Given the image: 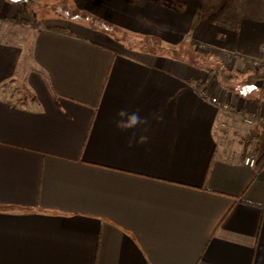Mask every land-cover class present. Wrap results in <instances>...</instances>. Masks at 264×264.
<instances>
[{
    "label": "crops",
    "instance_id": "crops-1",
    "mask_svg": "<svg viewBox=\"0 0 264 264\" xmlns=\"http://www.w3.org/2000/svg\"><path fill=\"white\" fill-rule=\"evenodd\" d=\"M47 1L108 30L29 29L25 69L0 0V264H264V0Z\"/></svg>",
    "mask_w": 264,
    "mask_h": 264
},
{
    "label": "rangeland",
    "instance_id": "rangeland-1",
    "mask_svg": "<svg viewBox=\"0 0 264 264\" xmlns=\"http://www.w3.org/2000/svg\"><path fill=\"white\" fill-rule=\"evenodd\" d=\"M21 5L22 7H24V13H19L18 15H16V17H14V22L18 26L14 41L16 45L22 47L24 50V62H22V66L25 64V69L28 68L27 66L29 65V58L28 60L26 58L28 56L27 49L29 47V42L27 41L28 35L26 34L29 29L31 33V30L41 25L56 24L60 25V27H66L68 26V23L66 22L67 19L78 21L81 24H97L96 19L93 20L90 16L76 10L77 8L67 1L52 2L47 0H27L26 3H21ZM17 23L20 25H18ZM18 29H21V31H19ZM126 38L132 39L134 41L138 40L135 35H128ZM135 43L137 44V42ZM151 44V42H146L144 43V45L142 44V46L148 47ZM191 51H194V49H191ZM196 55L199 54L197 53ZM247 147L249 146L246 144V148Z\"/></svg>",
    "mask_w": 264,
    "mask_h": 264
},
{
    "label": "clouds",
    "instance_id": "clouds-1",
    "mask_svg": "<svg viewBox=\"0 0 264 264\" xmlns=\"http://www.w3.org/2000/svg\"><path fill=\"white\" fill-rule=\"evenodd\" d=\"M8 3L16 4V3H26L27 0H6ZM247 88L258 90L257 85H246ZM139 109L134 112L129 113L126 109H121L117 116L119 119L116 120L115 126L117 129L121 131H128L135 129L137 127L143 126V132H147L150 127V119L148 117H141L139 115ZM159 121L163 120V117L160 116L157 118ZM149 137L147 135H140L138 138L136 133L133 132L129 137V146H132V143L135 141L140 144L147 143Z\"/></svg>",
    "mask_w": 264,
    "mask_h": 264
},
{
    "label": "built area",
    "instance_id": "built-area-1",
    "mask_svg": "<svg viewBox=\"0 0 264 264\" xmlns=\"http://www.w3.org/2000/svg\"><path fill=\"white\" fill-rule=\"evenodd\" d=\"M203 95H207L206 91H203ZM210 101L217 105L219 108L229 111L231 109V104L228 99H223L222 97L213 96L210 97ZM243 120L245 123L252 125L256 123H260L264 126V119H260L256 115H244ZM256 162V152L255 149L252 146L247 147L246 149V155L244 157V163L248 166H254Z\"/></svg>",
    "mask_w": 264,
    "mask_h": 264
},
{
    "label": "trees",
    "instance_id": "trees-1",
    "mask_svg": "<svg viewBox=\"0 0 264 264\" xmlns=\"http://www.w3.org/2000/svg\"><path fill=\"white\" fill-rule=\"evenodd\" d=\"M230 4H231V0H230V1H227V5H224L223 7H220V10H221V11H219V12H218L219 14L216 15L214 18H215V19H218V18H219V19H220V18H224V19H226V20H227V18H229V17L231 18V16H232V15H231V11H228V10H227V7H229ZM76 10L81 11V10L78 9V8H77ZM223 11H225V12L228 11V14L225 13V14H227V15H224V17H223V15L220 14V13L223 12ZM81 12H83V13L86 14V15H88L85 11H81ZM88 16H90V15H88ZM90 17H91L93 20L96 19V22H97V24H95V25H90L91 27H98V28H101V29L108 30V28H106L107 26L104 24V22H103L101 19H97V18H95V17H93V16H90ZM92 19H91V20H92ZM105 26H106V27H105ZM53 29H54V30H57V31H61V32H66V33H67V31H66L64 28H62V27H57V26H55V27H53ZM147 38H148V37H147ZM147 42L150 43L149 40H147ZM147 48H148V50H151V48H150L149 46H148ZM191 52H192V51H191ZM196 54H197V53H193L192 56H194L195 58H199L198 55H196ZM214 67H215V66L211 64L210 67H209V71H208V72H210V73L213 72V71H214ZM203 84H204V83H201V82H200L198 85L201 86V85H203Z\"/></svg>",
    "mask_w": 264,
    "mask_h": 264
}]
</instances>
